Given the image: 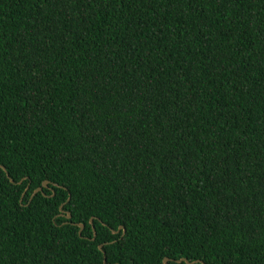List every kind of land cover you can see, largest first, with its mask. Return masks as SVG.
<instances>
[{"label": "trees", "instance_id": "16d2710c", "mask_svg": "<svg viewBox=\"0 0 264 264\" xmlns=\"http://www.w3.org/2000/svg\"><path fill=\"white\" fill-rule=\"evenodd\" d=\"M3 166L0 264H264V0H0Z\"/></svg>", "mask_w": 264, "mask_h": 264}, {"label": "water", "instance_id": "95a60500", "mask_svg": "<svg viewBox=\"0 0 264 264\" xmlns=\"http://www.w3.org/2000/svg\"><path fill=\"white\" fill-rule=\"evenodd\" d=\"M0 168H3L4 170H6L7 171V173H8V170H7V168L5 167V166H3V167H0ZM10 176V175H9ZM12 182H15L13 179H12ZM20 183H22V182H20ZM49 183H50V181L49 180H45V182H44V184H43V186H41V187H39V188H37L36 190H35V192H34V194H33V196H32V199L37 195V194H39L40 192H44V189L45 188H47L48 186H49ZM55 185H57V184H55ZM29 190V188L27 189V191ZM27 191L25 192V194L27 193ZM24 194V195H25ZM63 207H64V205L63 206H61V208H60V211L63 213L64 211H63ZM72 218V216L69 214L68 215V217H67V219H71ZM91 224L93 225V219H91ZM79 226V228H80V235H81V232L84 230V225H78ZM121 230H124V227L123 226H120L119 227V230L118 231H113V234L114 235H117V234H119L120 233V231ZM125 231V230H124ZM96 233L94 234V238H93V242H95L96 241ZM103 247L104 246H100L99 247V250L100 251H103ZM171 259L170 258H168V257H166L165 258V260H164V264H169V261H170ZM172 261H174V260H172ZM175 262H177V263H182V262H185V263H187V264H197V263H200L201 261H194V262H190L188 259H186V258H181V259H179V260H175ZM104 264H107V259H106V257H105V259H104ZM202 264H204V263H202Z\"/></svg>", "mask_w": 264, "mask_h": 264}]
</instances>
